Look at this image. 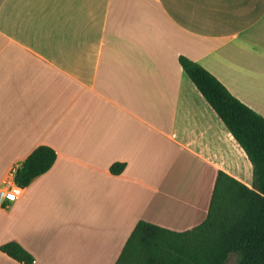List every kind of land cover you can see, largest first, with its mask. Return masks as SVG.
Returning <instances> with one entry per match:
<instances>
[{"label": "crops", "instance_id": "0c3cea01", "mask_svg": "<svg viewBox=\"0 0 264 264\" xmlns=\"http://www.w3.org/2000/svg\"><path fill=\"white\" fill-rule=\"evenodd\" d=\"M180 56L264 118V0H0V190L37 147L57 155L0 206V246L114 264L139 221L200 224L219 171L252 188Z\"/></svg>", "mask_w": 264, "mask_h": 264}, {"label": "trees", "instance_id": "16d2710c", "mask_svg": "<svg viewBox=\"0 0 264 264\" xmlns=\"http://www.w3.org/2000/svg\"><path fill=\"white\" fill-rule=\"evenodd\" d=\"M179 65L227 131L244 151L253 168L252 188L219 171L204 220L183 231H171L139 221L114 264H264V118L235 98L212 74L185 57ZM47 147L34 149L15 168L14 183L26 188L45 174L56 160ZM124 164L110 166L119 175ZM0 251L20 264L34 258L16 242Z\"/></svg>", "mask_w": 264, "mask_h": 264}, {"label": "built area", "instance_id": "2783aa9c", "mask_svg": "<svg viewBox=\"0 0 264 264\" xmlns=\"http://www.w3.org/2000/svg\"><path fill=\"white\" fill-rule=\"evenodd\" d=\"M4 185L6 187L3 190H0V206L7 208L9 203L18 199L22 188L14 183V179L10 181L7 180Z\"/></svg>", "mask_w": 264, "mask_h": 264}, {"label": "rangeland", "instance_id": "374dc122", "mask_svg": "<svg viewBox=\"0 0 264 264\" xmlns=\"http://www.w3.org/2000/svg\"><path fill=\"white\" fill-rule=\"evenodd\" d=\"M235 259L236 258L234 255L229 256V259L226 264H235Z\"/></svg>", "mask_w": 264, "mask_h": 264}]
</instances>
